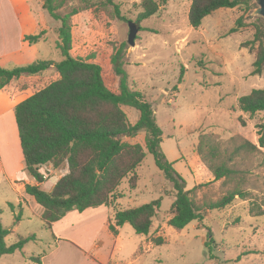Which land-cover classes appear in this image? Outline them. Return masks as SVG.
Masks as SVG:
<instances>
[{"label": "rangeland", "instance_id": "374dc122", "mask_svg": "<svg viewBox=\"0 0 264 264\" xmlns=\"http://www.w3.org/2000/svg\"><path fill=\"white\" fill-rule=\"evenodd\" d=\"M113 1L125 19L113 18L98 8L72 16L71 54H94L106 86L117 92L118 78L112 71L110 55L115 46L125 42L124 67L129 85L152 104L162 130L160 146L166 158L188 189L206 183L196 190L197 201L220 198L230 186L207 178L210 171L195 152V146L204 134L215 136L222 147L230 148L228 141L234 135L257 144L256 125L264 123V111L250 115L237 107L239 96L253 88H264V71L260 75L251 73L258 46L252 42L255 25H260L264 32V18L254 14L255 1L249 0L248 10L243 6L217 9L196 29L187 19L191 0H168L155 15L140 22L136 18L142 0ZM30 3L31 10L49 22L52 32L43 45L47 56L37 59L59 61L61 56L55 48L58 22L43 10L42 0ZM129 20L139 26L134 45L127 43ZM235 27L237 30L232 31ZM14 65L18 64L3 67ZM181 67L183 77L178 83ZM122 109L133 124L139 112L128 105ZM0 137L4 143L7 138L12 151L14 128L10 117L0 122ZM121 138L140 144L145 156L121 180L109 205L82 212L73 210L46 229L40 219L42 208L32 197V203L24 206L20 220L14 224L15 215L21 212L19 206L11 209L0 196L2 224L13 229L5 238L6 244L29 235L36 238L25 243L22 250L1 255L0 264H264V214L255 215L264 210V148L253 158L239 161L241 168L247 169L248 198H235L223 209L206 210L202 220L175 229L167 223L174 200L173 186L147 151L145 132ZM40 168L45 191L66 171L65 167L54 169L51 165ZM5 180V173L0 170V195L4 193L8 200L19 198L17 193L7 191ZM159 198V210L148 235H137L128 223L117 227V235L109 231L107 224L114 223L118 210ZM156 237L162 238L161 244L153 243Z\"/></svg>", "mask_w": 264, "mask_h": 264}, {"label": "trees", "instance_id": "16d2710c", "mask_svg": "<svg viewBox=\"0 0 264 264\" xmlns=\"http://www.w3.org/2000/svg\"><path fill=\"white\" fill-rule=\"evenodd\" d=\"M168 0H142L141 11L136 21L152 17ZM251 6L249 0H191L187 14L189 25L196 29L202 20L220 8ZM42 8L58 25L55 29V48L61 59H36L25 65L0 66V89L22 76L44 75L50 69L59 78L35 91L13 107L24 169L37 184H25L24 191L41 206V221L46 229L62 219L69 211L82 212L88 208L106 206L113 202L116 188L121 180L141 163L145 156L143 147L122 140V136L134 137L145 132V147L153 155L156 166L173 186L171 216L167 223L175 229H182L193 220H202L206 210L223 209L235 198L245 200L249 190L245 188L247 169L240 162L253 158L264 148V123L257 124V144L234 135L228 141L230 148L222 147L215 136L204 134L199 137L195 152L213 176L212 181H221L230 187L216 200L199 202L195 192L206 183H199L188 189L185 180L173 168L163 153L160 143L162 130L158 125L152 104L145 95L129 85L125 69V42L113 48L110 64L118 78V91L110 90L102 77L101 66L94 61V54L78 57L71 54V18L84 10L98 8L113 18L125 19L120 7L113 0H42ZM241 22L239 21V24ZM238 25V24H237ZM233 28L232 31H236ZM45 30L38 34L25 35L30 44L40 41ZM264 32L255 25L253 43L257 42L253 75L264 71ZM181 67L177 82L183 77ZM123 105L139 112L137 120L130 124ZM240 111L254 115L264 111V88H253L237 98ZM240 161V162H239ZM51 165L54 169L65 167L49 191L40 187L44 181L39 171L41 166ZM131 187L135 182L131 180ZM161 198L118 210L114 223L107 227L117 234V227L128 223L137 235H148L152 221L159 210ZM11 209L13 205L9 203ZM259 210L255 215H263ZM21 218V212L14 217V224ZM11 229L4 227L0 218V256L22 250L25 243L35 240V235L20 237L7 245L5 238ZM154 244H161L162 238H153Z\"/></svg>", "mask_w": 264, "mask_h": 264}, {"label": "crops", "instance_id": "0c3cea01", "mask_svg": "<svg viewBox=\"0 0 264 264\" xmlns=\"http://www.w3.org/2000/svg\"><path fill=\"white\" fill-rule=\"evenodd\" d=\"M3 13H5V18L2 17ZM49 28V22L45 19H40L37 14L31 10L30 0H2L0 2V66H8L11 64L23 65L41 56L45 58L47 53L44 52L43 45L44 42H47L46 39L48 35L51 36L50 33L52 32H50ZM42 30L46 32L44 37L37 43L30 44L28 41L24 40L25 35L38 34ZM58 78L59 74L55 70L50 69L44 75L22 76L0 89V122L4 118L10 117L14 128V142L12 138L11 143L12 151H10L7 146V138L4 139V143L2 137H0V170H2L6 176L4 185L7 191L11 190L17 193L19 198L8 200V197L3 195L4 193H1L2 195L0 196H3L5 203H10L15 208L19 206L21 213L25 205L28 206V203H32L30 198L32 196L24 191V185L37 184V182L30 179L33 177L23 166V157L20 149L13 107L30 94ZM25 91L28 92L26 93ZM39 171L41 172V168H39ZM207 178L212 181V174L208 172ZM42 183L40 184L41 188ZM11 231H13V229H11Z\"/></svg>", "mask_w": 264, "mask_h": 264}, {"label": "water", "instance_id": "95a60500", "mask_svg": "<svg viewBox=\"0 0 264 264\" xmlns=\"http://www.w3.org/2000/svg\"><path fill=\"white\" fill-rule=\"evenodd\" d=\"M254 1L257 5L256 9L254 10V14L264 18V0H254ZM138 31H139V26L135 22L129 20L128 35H127V43L129 45L135 44V38ZM125 135L128 136V133H126Z\"/></svg>", "mask_w": 264, "mask_h": 264}, {"label": "bare ground", "instance_id": "6f19581e", "mask_svg": "<svg viewBox=\"0 0 264 264\" xmlns=\"http://www.w3.org/2000/svg\"><path fill=\"white\" fill-rule=\"evenodd\" d=\"M7 144H9L10 145V142H7ZM9 148V147H8Z\"/></svg>", "mask_w": 264, "mask_h": 264}]
</instances>
